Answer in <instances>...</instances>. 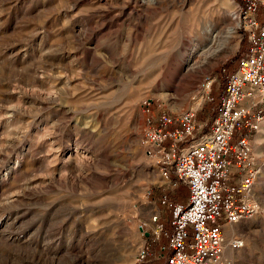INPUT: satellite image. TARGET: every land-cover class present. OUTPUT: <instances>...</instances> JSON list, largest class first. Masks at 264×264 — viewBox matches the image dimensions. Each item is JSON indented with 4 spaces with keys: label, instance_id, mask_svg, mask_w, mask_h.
Masks as SVG:
<instances>
[{
    "label": "rangeland",
    "instance_id": "rangeland-1",
    "mask_svg": "<svg viewBox=\"0 0 264 264\" xmlns=\"http://www.w3.org/2000/svg\"><path fill=\"white\" fill-rule=\"evenodd\" d=\"M239 7L0 0V264H165L162 200L184 203L187 189L145 155V105L152 115L196 106V122L210 124L240 51L231 20ZM208 26L219 59L206 73L175 77ZM263 125L251 137L259 210L226 230L220 264H264Z\"/></svg>",
    "mask_w": 264,
    "mask_h": 264
},
{
    "label": "built area",
    "instance_id": "built-area-1",
    "mask_svg": "<svg viewBox=\"0 0 264 264\" xmlns=\"http://www.w3.org/2000/svg\"><path fill=\"white\" fill-rule=\"evenodd\" d=\"M241 2L236 20L242 46L210 124L196 122V106L152 115L145 105L144 153L163 179L187 189L184 203L162 200L171 226L160 246L167 251L165 264L222 263L226 230L259 210L251 137L264 121V2ZM162 228L155 224V236Z\"/></svg>",
    "mask_w": 264,
    "mask_h": 264
},
{
    "label": "bare ground",
    "instance_id": "bare-ground-1",
    "mask_svg": "<svg viewBox=\"0 0 264 264\" xmlns=\"http://www.w3.org/2000/svg\"><path fill=\"white\" fill-rule=\"evenodd\" d=\"M236 15H237L236 13L232 15L231 17L232 21L236 19ZM231 24L232 23L230 21L229 24L227 25L230 26ZM230 30L231 28L228 27L227 31H230ZM203 38L204 40L198 42L197 43L198 45L195 49L189 50L188 55L183 60L181 59L182 60L181 63L176 65V68L174 71L175 77H178V76H181L182 78L185 76L188 77L194 72H198V71L202 72L203 70H205L204 73H206L208 69L213 65L212 61H217L219 59L220 54L222 52V49H221L222 47L218 45V36L212 26H208L207 28L204 29ZM263 122L260 124V126L263 124ZM262 131L264 132V128H262ZM151 162L154 163V160L151 159ZM257 178L258 176L256 177V179ZM164 180L163 182L166 183V181ZM239 244H240L239 242H234L233 244L231 242V247L236 248L239 246ZM223 254H224V251L222 253V257H223Z\"/></svg>",
    "mask_w": 264,
    "mask_h": 264
},
{
    "label": "trees",
    "instance_id": "trees-1",
    "mask_svg": "<svg viewBox=\"0 0 264 264\" xmlns=\"http://www.w3.org/2000/svg\"><path fill=\"white\" fill-rule=\"evenodd\" d=\"M236 1L239 2V3L241 2V0H236ZM241 46H242V45H241ZM241 46H240L239 49H241ZM235 60H237V57H236ZM233 69H234V68H233ZM233 69H232V70H233ZM232 70H231V71H232ZM231 71H230V72H231ZM225 79H226V76H225V78H224L223 81H222V89H221V91H220V93H219V95H218V97H217V103H218L219 97H220V95H221V92H222V90H223V88H224V85H225Z\"/></svg>",
    "mask_w": 264,
    "mask_h": 264
},
{
    "label": "water",
    "instance_id": "water-1",
    "mask_svg": "<svg viewBox=\"0 0 264 264\" xmlns=\"http://www.w3.org/2000/svg\"><path fill=\"white\" fill-rule=\"evenodd\" d=\"M145 234V236L147 235V233H144Z\"/></svg>",
    "mask_w": 264,
    "mask_h": 264
},
{
    "label": "crops",
    "instance_id": "crops-1",
    "mask_svg": "<svg viewBox=\"0 0 264 264\" xmlns=\"http://www.w3.org/2000/svg\"><path fill=\"white\" fill-rule=\"evenodd\" d=\"M262 128H264V125L262 126Z\"/></svg>",
    "mask_w": 264,
    "mask_h": 264
}]
</instances>
